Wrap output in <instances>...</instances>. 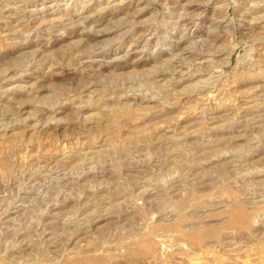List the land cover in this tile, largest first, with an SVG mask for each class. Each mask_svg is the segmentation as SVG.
<instances>
[{
	"label": "rangeland",
	"instance_id": "374dc122",
	"mask_svg": "<svg viewBox=\"0 0 264 264\" xmlns=\"http://www.w3.org/2000/svg\"><path fill=\"white\" fill-rule=\"evenodd\" d=\"M0 264H264V0H0Z\"/></svg>",
	"mask_w": 264,
	"mask_h": 264
}]
</instances>
